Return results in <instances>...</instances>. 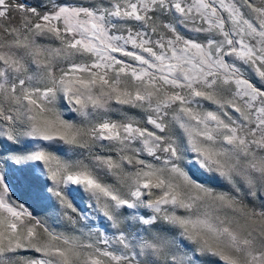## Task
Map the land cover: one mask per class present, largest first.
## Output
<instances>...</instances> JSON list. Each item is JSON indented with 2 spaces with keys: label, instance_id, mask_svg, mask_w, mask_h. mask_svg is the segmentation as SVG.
<instances>
[{
  "label": "snow or ice",
  "instance_id": "6c2138e0",
  "mask_svg": "<svg viewBox=\"0 0 264 264\" xmlns=\"http://www.w3.org/2000/svg\"><path fill=\"white\" fill-rule=\"evenodd\" d=\"M0 264H264V0H0Z\"/></svg>",
  "mask_w": 264,
  "mask_h": 264
},
{
  "label": "rangeland",
  "instance_id": "374dc122",
  "mask_svg": "<svg viewBox=\"0 0 264 264\" xmlns=\"http://www.w3.org/2000/svg\"><path fill=\"white\" fill-rule=\"evenodd\" d=\"M114 118H117V117H114ZM15 198H16V199H20L21 202H23L24 199H25L26 197H25V194H24L23 192H20V193L16 194V197H15ZM30 210H33V211H34V214H37V215H39L40 217H43V218H45V219L48 218V213H47L46 211H40V212L37 213V212H35L34 209H30ZM49 223H52V221L49 220ZM53 226H55V225H53ZM61 230H62V229H61Z\"/></svg>",
  "mask_w": 264,
  "mask_h": 264
}]
</instances>
